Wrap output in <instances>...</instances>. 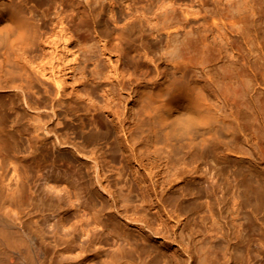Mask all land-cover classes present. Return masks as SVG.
<instances>
[{
	"label": "bare ground",
	"instance_id": "6f19581e",
	"mask_svg": "<svg viewBox=\"0 0 264 264\" xmlns=\"http://www.w3.org/2000/svg\"><path fill=\"white\" fill-rule=\"evenodd\" d=\"M22 1L56 10L49 23L51 33L40 42L46 62L33 69L27 67L18 52L33 50L30 40L36 24L22 8L9 6L0 10V81L5 80L2 88L15 91L23 107L35 115L31 126L34 132H53L49 124L63 116L71 122L63 127L82 132L85 144L117 143L122 155L138 167L145 166L144 156L170 164L178 153L203 152L209 139L224 145L228 152H235L236 142L249 141L239 127V119L211 103L199 83L189 82L185 73L174 78L150 66L148 52L155 46L169 48L175 39L168 34L154 37L151 19L141 18L136 8H127V20L111 28L108 20L113 10L108 0H83L81 5L75 0ZM157 5L145 11L153 14L160 8ZM69 11L67 19L64 14ZM72 31L78 37H73ZM148 37L154 42L147 41ZM78 39H94L95 44L81 51L75 47ZM183 46L187 47L185 42ZM125 69H131V73H125ZM182 69L185 71L184 65ZM95 95L100 96V101L92 99ZM44 135L0 132V264H112L110 227L120 206L119 197L110 190L104 166L91 157L90 165L83 169L67 150L43 145L47 137ZM26 141L33 144L25 147ZM211 149L216 151L219 146ZM53 157H59L88 179L84 203L76 198L64 206L46 199L43 191L55 188L42 163ZM150 166L155 168L156 164ZM32 169L35 175L30 176ZM235 175L243 178L241 184L247 182L251 195L256 188H262L259 196L264 195L261 173L245 177L237 170ZM149 185L154 191L165 185L179 191L178 195H169L170 188L160 194L149 192L147 200L136 205L155 210L156 220L163 211L170 212V208L183 203L189 212H202L195 198L188 199L190 193L179 181L172 185L170 181L163 184L153 180ZM200 196L209 198L207 205L214 214L219 200L208 193ZM82 204H87L99 230L90 239L77 229L82 228V214L75 208ZM201 223L207 225L205 220ZM114 237L121 244L129 235L115 232ZM153 264H159L158 259Z\"/></svg>",
	"mask_w": 264,
	"mask_h": 264
},
{
	"label": "rangeland",
	"instance_id": "374dc122",
	"mask_svg": "<svg viewBox=\"0 0 264 264\" xmlns=\"http://www.w3.org/2000/svg\"><path fill=\"white\" fill-rule=\"evenodd\" d=\"M82 1L75 0L79 5ZM108 2L113 10L108 20L111 28L127 20V8H136L141 18L151 19L155 26L154 37L167 34L173 37V46H155L148 52L150 66L174 78L185 73L189 82L199 83L211 103L224 114L239 119V127L245 130L249 141L236 142L233 144L235 152H228L224 145L209 139L203 152L178 153L170 164L144 156L142 164L145 166L138 167L129 163L117 143L85 144L80 136L82 132L63 127L64 123L71 124L63 116L49 124L53 132H34L31 126L35 115L23 107L15 91L2 88L5 80L0 81V132L47 134L43 145L53 150H67L83 169L90 165L91 157L104 166L110 190L119 197L120 206V213L114 216L110 227L112 264H153L155 258L159 264H264V195H258L262 188H256L251 195L247 182L241 184L243 178L235 175L240 170L245 177L249 173L264 176V0ZM155 4L160 6L157 10L154 7L156 12L145 11ZM9 6L22 8L36 24V32L30 40L33 50L18 52V55L28 68H38L46 62L40 42L42 37L50 35L49 23L56 10L45 5L35 7L22 0H0V10L5 11ZM69 13L64 14L67 19ZM71 35L78 37L75 31ZM147 41L154 42L149 37ZM90 44H95V40L78 39L75 47L81 50ZM125 73H131V69H125ZM92 99L100 101V96ZM119 135L123 138L122 133ZM31 144L24 143L25 147ZM215 145L219 149L213 151L211 147ZM152 163L156 164L155 168L150 166ZM42 164L55 188L43 191L46 199L64 206L68 200L76 198L83 203L86 201L88 179L80 172H74L59 157L46 158ZM34 171L31 170L30 176L35 175ZM153 180L163 184L170 181L172 185L179 181L190 193L188 199L195 198L202 212H189L183 203L170 208V212L163 211L156 220L155 210L136 207L143 199L147 200L149 192L160 194L170 188L169 195H178V189L170 185L152 190L148 186ZM200 193L219 200L214 214L207 205L209 198ZM86 205L75 208L82 214V228L77 229H82L86 239H90L99 230ZM113 209L110 207V213L114 215ZM133 219L138 222H132ZM202 220L207 221L206 226ZM115 232H125L129 238L120 244L114 237Z\"/></svg>",
	"mask_w": 264,
	"mask_h": 264
}]
</instances>
